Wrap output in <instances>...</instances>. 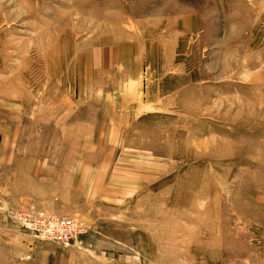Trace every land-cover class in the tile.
<instances>
[{"label": "rangeland", "instance_id": "374dc122", "mask_svg": "<svg viewBox=\"0 0 264 264\" xmlns=\"http://www.w3.org/2000/svg\"><path fill=\"white\" fill-rule=\"evenodd\" d=\"M0 264H264V0H0Z\"/></svg>", "mask_w": 264, "mask_h": 264}, {"label": "built area", "instance_id": "2783aa9c", "mask_svg": "<svg viewBox=\"0 0 264 264\" xmlns=\"http://www.w3.org/2000/svg\"><path fill=\"white\" fill-rule=\"evenodd\" d=\"M47 238L58 244L68 246L76 239L80 229L75 222L69 219L53 220L48 224Z\"/></svg>", "mask_w": 264, "mask_h": 264}]
</instances>
